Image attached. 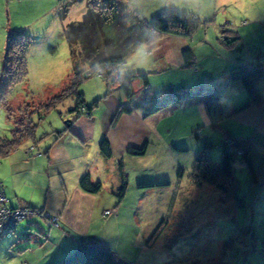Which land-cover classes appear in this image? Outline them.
<instances>
[{
  "label": "crops",
  "instance_id": "obj_1",
  "mask_svg": "<svg viewBox=\"0 0 264 264\" xmlns=\"http://www.w3.org/2000/svg\"><path fill=\"white\" fill-rule=\"evenodd\" d=\"M128 2L134 14L163 32L162 37L154 43L139 45L129 60L120 69L118 67L114 76L121 78L135 98H128L117 85L104 79L106 87L103 92L99 91L91 103L85 102L86 105H91L100 99L89 115L76 117L75 113H71V126L64 127L59 137L56 135L57 130L43 134L37 142L26 141L11 152L8 166L0 161L3 169L0 183L11 207L32 208L38 214L41 212L58 218V227L48 229L45 235L15 237V226L5 231L1 235L5 237L0 243V256L3 255L0 264H53L73 251L79 242L101 243L121 256L118 249L121 239L118 235L115 238V234L121 232L120 225L125 219L130 223L127 230L131 235L133 248L138 250L139 255H148V250L151 251L154 246L148 247L146 244L152 226L148 229L144 227L145 224L141 225L150 222L145 211L148 212V208L152 207L158 213L159 208L164 209V206H160L162 204L175 205L180 200H185L181 194L184 195V190L191 186L179 181L183 177L180 167L175 181L173 175L162 168L154 172L137 171L143 168H140L141 161L149 160L155 164L156 159L149 154L159 149L164 148L166 154L178 153L172 143L175 139L171 141L170 136L164 138L159 130V121L168 108L172 110L168 119L177 120L180 114L183 121L195 120L198 124L210 127L213 122L226 127L227 122L237 121L243 128L242 133L230 132L229 129L227 132L241 144L245 139L250 143L249 161L254 173L250 187L258 188V196L264 186V67L260 56L256 54L258 50L250 51L248 48L249 43L257 45L264 38V0ZM234 39L237 40L233 44H226ZM246 48L248 51L243 53ZM185 50H190L194 57L191 68L185 67L182 55ZM134 56L136 59L139 57L137 63L130 61ZM2 60L3 52L0 54V63ZM173 71L189 75L181 77L186 81L180 82V78L174 80L162 94L154 93L162 97L170 88L183 86L187 90L180 98L155 109L140 105L142 99L150 91L153 92L147 91L149 86L145 88L142 76L146 75L150 85L148 75L151 73ZM260 74L261 78L255 83L254 80ZM139 84L144 96L136 98L134 87ZM229 98L232 102L228 101ZM121 109L123 110L120 112ZM232 125L237 128V124ZM48 138H52V142L43 146ZM103 140L107 141L111 149L112 156L109 159L104 158L99 150ZM130 147H144L145 153L142 156L128 155L126 150ZM35 149L38 157L33 155ZM175 159L170 157L166 160V167H169L168 162L174 166ZM120 164L126 178L123 195H120ZM8 167L12 173L10 179L2 177L3 174L9 175ZM85 174L93 182L101 183L99 193L89 194L80 190L79 180ZM157 181H167L169 184L151 190L138 188L140 184ZM21 183L31 185V190L41 189L44 192L41 199L35 202L31 196L24 198L17 191ZM204 186L198 188L202 189ZM163 190H173L175 198H171V202H168L170 199L161 198V201L152 206L149 203L154 201H144V197L150 193L156 194L155 199H158L157 195ZM238 201L236 204L240 205ZM232 208L235 212L233 204ZM106 210H112L113 213L105 216ZM163 214L162 212L161 215L164 216ZM237 214L235 212L233 216L225 217V222L238 223L235 220ZM162 216L159 215V219ZM36 220L41 221L40 218ZM205 224L209 226L207 221ZM236 227V230H243L240 226ZM209 228L212 233L218 232V228ZM235 264L246 262L240 260ZM250 264H264V256Z\"/></svg>",
  "mask_w": 264,
  "mask_h": 264
},
{
  "label": "rangeland",
  "instance_id": "obj_2",
  "mask_svg": "<svg viewBox=\"0 0 264 264\" xmlns=\"http://www.w3.org/2000/svg\"><path fill=\"white\" fill-rule=\"evenodd\" d=\"M121 1L127 9L131 10L128 0ZM87 8L86 0L75 2L69 7L66 18L62 20L58 14L60 6L57 0H0V54L3 52L4 55L7 35L11 32L25 34L31 39L26 54L27 77L10 91L7 103L9 114L5 107H0V140L11 138V131L15 128L13 121L20 124L18 125L21 127L20 129H25L32 121L36 125L35 138L38 140L43 134H50L53 130L63 133L64 127L69 128L71 126L67 122L70 124L72 121V114L69 110L75 106L74 96L46 111L43 106L63 89H66L68 85L67 76L72 74L71 47L63 35V27L74 22H81ZM100 26L102 30L112 29L111 26L103 25V23ZM93 28L97 30L96 26ZM249 44L250 51L258 50L256 54L260 56V62L264 67V38L257 45ZM248 48L243 53H246ZM133 58L130 60L131 63H137L139 57L137 56L136 59L134 56ZM128 60L126 59V61ZM122 65L119 66V69ZM1 69L2 63H0V72ZM188 75V73L183 74L178 71L163 74L151 73L148 75L150 85L147 91L153 90V92L162 94L166 90L165 88L173 84L174 80L180 78V82L186 81L181 77ZM105 83L104 79L97 75L84 80L80 90L84 93L85 102L91 103L99 91L102 90L103 92L106 87ZM140 83L142 84V82ZM141 84L134 87L136 98L144 96ZM179 84L184 83H177V85ZM113 85L116 86V83ZM117 87L120 86L117 85ZM228 101L232 102L230 98ZM171 112V108L165 110L162 115L163 118L159 121V130L164 138L170 136L171 141L175 139L172 143L175 144L174 149L178 152L177 155L166 154L164 148L159 149L149 154L156 159V165L149 160L141 161L139 162L141 163L140 168H143L137 171L149 170L154 172L162 168L169 175H173V181H175L176 172L180 167L183 170V177H180L179 181L183 185L191 186L184 190V195L181 194L182 197L186 198L185 200H180L175 205L162 204L160 206H164V209L159 208L158 213L155 212L157 209L153 210L152 207L147 209L148 212L145 211L150 222L141 225L145 224L144 227H148V229L152 226L147 239L155 230L160 231L162 229L153 244L154 247L151 251L148 250V255H139L138 250L133 248L132 238L127 230L130 223L125 219L120 225L121 234L119 232L115 234V238L118 235L121 239L118 247L121 256L117 254V257L127 264H229V262L235 264L240 260L241 262L245 261L246 264L257 262L261 256H264V186L257 196L258 188L250 187L248 171L239 160L233 163V169L235 170V177L239 181L236 196L241 199L238 202L243 203L242 205L236 204L237 199L232 197L231 193L217 192L214 187L208 184H204L205 186L203 185L204 187L199 189L191 182L190 178L195 154L202 148L206 138L210 140L209 143L211 142L206 157L208 161L212 162L211 164L218 165L222 156L221 146L224 140V130L229 129L230 132L242 133L241 129L243 128L236 123L237 121H233L227 122L226 127L220 125L219 128L214 129L209 125L198 124V121L195 122V120L183 121L180 114L179 119L176 118L177 120L175 118L168 119ZM232 124H237V128L235 129ZM182 139L183 141H181ZM51 140L53 139H46L43 146L50 144ZM26 145L30 146V144ZM242 146L239 145L237 149L243 148ZM237 149L234 151L238 157L240 155L237 154L239 151ZM34 151L33 155L38 157L37 150ZM169 155L176 158L175 165L172 166L173 164L168 162L167 166L169 167H166L165 162L169 160ZM8 157L1 160L4 166L5 164L8 166ZM2 173L3 169L0 166V174ZM8 173L9 175L3 174L2 177L10 179L12 173H10L9 167ZM30 188L33 187L27 183H21L17 191L24 198L31 196L33 201L38 202L44 192L41 189L35 191ZM163 192L164 190L159 192L158 199H155L156 194H147L144 201L148 203L154 201L149 203L152 206L155 202L161 201V198L170 199L168 202H171V198H175L173 197L175 194L173 190ZM232 204L235 207V212L238 213V217L235 219L238 223L234 222L233 224L225 222V217L233 216L235 213ZM162 212L164 216L161 215ZM155 213L156 215H154ZM159 215L162 216L160 219ZM38 216L35 213L19 223L17 222L14 236L25 238L28 234L45 235L48 231L46 220L42 218H40L41 221L36 220ZM56 221L58 222V218ZM206 221L209 226L213 227V230L218 228V232H210L209 226L205 224ZM236 226L242 227L243 230H236ZM56 227L58 224H53L49 229ZM204 227H207L206 230H202ZM4 237L5 235L0 238V243ZM2 257L3 255L0 256V258ZM59 260L60 258L53 264Z\"/></svg>",
  "mask_w": 264,
  "mask_h": 264
},
{
  "label": "trees",
  "instance_id": "obj_3",
  "mask_svg": "<svg viewBox=\"0 0 264 264\" xmlns=\"http://www.w3.org/2000/svg\"><path fill=\"white\" fill-rule=\"evenodd\" d=\"M60 9L59 17L64 20L69 11V7L75 2L83 0H57ZM88 8L81 22H74L63 27V35L71 47L72 74L68 75V85L66 89L58 93L50 99L49 103L43 106V109L49 110L65 99L74 96L75 106L70 109V113H75L76 117L81 115H89L97 106L100 99L95 100L91 105H86L84 94L80 90L83 81L90 76L97 75L112 85L116 83L120 89L125 92L128 98H135L116 76L117 69L128 59L142 43H154L160 39L163 32L153 24L147 23L140 19L134 12L127 9L121 0H86ZM111 26L112 29L102 30L100 24ZM97 27V30L93 28ZM30 37L25 34L11 32L7 35L5 52L2 60V69L0 72V107H5L10 96L11 89L24 81L27 77V61L26 54L30 44ZM226 42V44H233ZM74 47V48H73ZM185 67L191 68L194 64V57L190 50L182 52ZM144 78V86H149L146 75ZM261 74L254 82H258ZM126 79H129L128 77ZM187 89L183 86L170 88L165 96L159 97L157 93L151 92L139 103L142 106L155 109L167 103H173ZM244 108V107H243ZM123 109L120 110V112ZM8 112V110H7ZM9 114V112H8ZM69 125V122H67ZM15 128L11 131L10 139L0 140V161L10 155L11 152L17 150L26 141L37 142L35 138L36 125L30 121L25 129H20L17 121H13ZM22 126V124H21ZM212 128L220 126L213 122ZM62 132L56 135L59 137ZM43 137V136H42ZM41 137V138H42ZM40 138V139H41ZM223 144L221 146L222 156L218 165L211 164L206 157L207 150L211 147V142L205 139L202 148H200L194 158L191 172V182L202 187L208 184L222 193H231L232 197L241 200L236 196L239 189V181L235 177L233 163L239 160L245 165L250 177V183L253 180V169L249 161V153L251 151L250 143L245 139L243 144L238 139L232 137L224 130ZM239 145H243L242 154L237 157L235 149ZM100 153L106 159L112 156L111 149L107 141L103 140L99 146ZM238 150V149H237ZM126 153L131 156H142L145 148L137 149L130 147ZM120 174L122 177V186L120 195H123L126 188V178L123 174L120 164ZM167 181L148 182L140 184L139 189L151 190L166 187ZM79 188L85 193L97 194L101 191L100 182H93L88 174H85L79 180ZM4 189V188H3ZM5 193V192H4ZM241 205L243 203H240ZM33 212H37L32 208H27ZM39 212V211H38ZM41 213V212H39ZM38 218H41L38 216ZM163 224V223H161ZM47 226V225H46ZM49 229V228H48ZM160 231H156L149 237L147 246L151 247ZM71 253V254H70ZM60 258L56 264H127L117 257L109 248L101 243L79 242L70 252Z\"/></svg>",
  "mask_w": 264,
  "mask_h": 264
},
{
  "label": "built area",
  "instance_id": "obj_4",
  "mask_svg": "<svg viewBox=\"0 0 264 264\" xmlns=\"http://www.w3.org/2000/svg\"><path fill=\"white\" fill-rule=\"evenodd\" d=\"M239 151L237 152L238 155L242 154V149L239 148ZM39 215L43 220H46V225L48 228L51 227V225H57V221L55 217H50L49 215H45L43 213L38 214L37 212H33L27 208H14L11 207L7 201V198L4 193V189L2 184L0 183V237L1 235L10 229L11 227H14L17 222H21L23 219H27L29 215L33 214ZM113 211L106 210L104 212V215H110Z\"/></svg>",
  "mask_w": 264,
  "mask_h": 264
},
{
  "label": "water",
  "instance_id": "obj_5",
  "mask_svg": "<svg viewBox=\"0 0 264 264\" xmlns=\"http://www.w3.org/2000/svg\"><path fill=\"white\" fill-rule=\"evenodd\" d=\"M38 235H40L39 233H37Z\"/></svg>",
  "mask_w": 264,
  "mask_h": 264
}]
</instances>
